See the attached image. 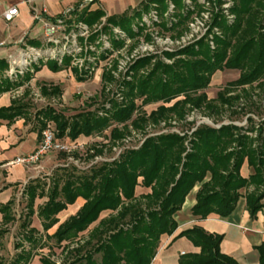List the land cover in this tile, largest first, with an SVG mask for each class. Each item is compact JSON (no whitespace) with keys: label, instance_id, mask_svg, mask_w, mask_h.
Segmentation results:
<instances>
[{"label":"trees","instance_id":"1","mask_svg":"<svg viewBox=\"0 0 264 264\" xmlns=\"http://www.w3.org/2000/svg\"><path fill=\"white\" fill-rule=\"evenodd\" d=\"M170 1L174 8L182 9L184 6L181 0ZM220 1L215 0L214 3L220 5ZM231 1L233 5L229 10L235 15L231 24L225 18L221 20V13H215L212 26H219V33L213 32L211 26L197 42L176 53H167V57L182 55L184 58H177L171 64L158 61L147 72L141 69L148 65L151 56L132 63L129 68L133 79L124 83L126 103L111 116H96L93 110L70 116L55 113L50 108L43 111V118L55 123L56 138L67 135L74 140L80 135L101 134L109 127V142L114 145L116 140L124 137L127 128L112 126L111 122L118 124L131 119L133 112L137 113V108H140L136 105L137 99L143 106L161 103L149 113L141 111L131 120L133 127L139 130L148 121L157 123L171 117L183 119L194 110L215 123V119L224 112L247 114L259 109V100L264 95V0ZM150 2L157 4L160 14L167 9L166 0H147ZM81 11V14L86 12L83 8ZM191 12L188 9L184 13L177 12L173 15L177 17L173 25H160L166 31L184 29ZM134 13L140 20V11ZM104 14L98 10L80 17L78 21L91 26ZM126 18L125 14L111 15L107 23L128 31L131 36L137 35L143 28L138 26L135 31L130 30ZM70 23L65 21L67 26ZM207 35H211L209 41L213 42V48ZM112 42L116 44L115 40ZM47 62L51 69L58 70L56 60ZM62 63L68 64L69 57ZM6 67L5 62L0 61V70ZM73 70L78 72L77 68ZM223 70H237L238 76L226 82L214 98H208L205 90L212 75ZM87 72L81 70L79 74ZM78 79L83 78L79 76ZM8 81V78L0 79V92L10 89ZM42 92L47 94V88L42 87ZM51 93L59 94V89L53 88ZM179 96L181 98L169 104ZM22 109L23 104L13 100L10 106L0 108V118L11 121L22 113ZM251 121L248 116L249 126L227 123L216 127L201 123L189 136L185 133L149 136L139 148L126 150L113 161L91 168L88 173L80 176L67 174L62 183L61 178L53 179L46 191L43 182L33 180L23 190L27 216L23 222L25 233L20 239L29 243V248L25 250L22 242L18 243L16 247L21 251L12 264H28L33 249L39 246L37 231L28 229V218L34 213L36 198L43 196H46V201L38 208L37 215L44 231L58 221L56 215L67 205L73 204L77 198L83 200L74 215L59 224L51 235H46L47 239L58 244L69 241L63 252L73 255V258L67 264H150L161 236L171 235L176 230L175 215L196 185L195 203L191 208L193 216L205 218L215 213L227 217L242 196V190L249 186L253 189L245 192V204L249 214L255 215L263 207L264 199V120L258 123L257 130ZM102 147L91 146L95 154L90 156L100 154ZM245 161L251 170L248 178L240 174ZM139 186L148 192L137 195ZM0 212L4 224L14 220L10 203L0 206ZM103 212L108 214L100 217ZM93 223L96 224L89 229ZM5 231L0 230V236ZM85 231H88L87 239L80 243V235ZM179 237L187 238L194 248L179 257V264H237L223 253L221 235L210 234L195 226L180 231L174 238ZM70 243L76 246L70 248ZM95 253L100 254L98 260L93 256ZM41 264L55 262L43 257ZM259 264H264L263 250L259 252Z\"/></svg>","mask_w":264,"mask_h":264},{"label":"rangeland","instance_id":"2","mask_svg":"<svg viewBox=\"0 0 264 264\" xmlns=\"http://www.w3.org/2000/svg\"><path fill=\"white\" fill-rule=\"evenodd\" d=\"M146 2V8L143 3ZM215 0H196L195 3L191 0H181L182 9L174 8L170 0H166L167 9L164 13H159L157 4L155 2L147 3V0H107V3L102 0H94L83 7H79L75 14H69L70 24H65L59 31L54 33L53 39L56 41L48 40L44 34H39L36 38L31 39L25 37L24 41L17 43L21 49L14 52L13 55L0 58L7 65L6 69L0 70V79L8 78L10 89L16 88L21 83L26 82L27 69L31 64L35 63L33 53L29 51V47L36 50L47 51L51 54L49 60H56L63 62L65 58L69 57V66L77 68L79 73L81 70H88L87 76L84 81L79 82L76 79L69 81L67 71H63L57 75L55 80L49 81L48 78L43 77L35 81L34 89L30 90L27 94L20 97L19 103L24 104L27 108V117L25 122L36 131V129H43L46 126L55 127V124L50 119L43 118L40 124V113L45 109H53L56 113H62L64 116H70L81 111L93 110L96 116L107 114L111 116L120 106L126 103L125 82L133 79L130 73V66L135 61L147 56H151L148 65L141 71H149L156 62L163 64H171L177 58H184L182 55H175L167 57V53H176L183 47L197 42L200 38L204 37L207 30L212 26V18L216 13H221L222 18H225L228 24L234 20V13L230 12L233 5L231 0H221L220 5L214 3ZM85 9L86 12L81 14V10ZM186 9L191 10V14L186 19L184 29L181 27L180 33L178 30L166 31L161 26L162 23L169 27L175 23L177 17H173L177 12L184 13ZM98 10L104 11V15L91 25L85 22L78 21V19L86 14L96 13ZM140 11L141 18L137 20L134 12ZM125 14L129 22L128 28L135 31L138 26L143 28L137 35H129L128 31L121 30L118 26H112L107 23V18L111 15ZM93 16V15H92ZM175 18V19H174ZM161 23V25H160ZM213 27V26H212ZM213 32L219 33L221 31L219 26L212 28ZM211 35H207V39ZM115 40L116 44L112 41ZM32 41V42H31ZM210 46L213 48V42L209 41ZM108 52H105V51ZM55 57H52L54 56ZM6 56V55H5ZM105 57V58H104ZM6 58V59H4ZM104 58V59H103ZM41 61V60H40ZM38 61V63L40 62ZM10 69L12 71H10ZM85 75V74H84ZM238 76L237 70H223L215 72L209 86L205 92L208 98H214L217 91L224 86L228 81L236 79ZM55 84L57 85L62 95H46L38 97L35 92H39V85L42 84ZM24 88V87H23ZM27 90V88H25ZM31 93V94H29ZM29 94V95H28ZM36 94V95H35ZM39 94V93H38ZM176 97L169 104L171 105ZM160 102L150 103L148 105H141V100H136V105L140 108L138 112H133L131 119L124 123H112V126L121 128L126 126L127 133L120 140L114 142V146L108 143L105 132L101 134H94L89 139L83 140L79 144H73L75 147L70 152L63 151H49L47 155H55L57 161L54 166L47 171L40 173V181L44 183L45 190L52 183L53 179L61 178L60 183L66 179V175L80 176L83 173H88L91 168L100 166L103 162H111L118 158L119 154L130 149H137L149 136H157L160 134L176 133L183 135L184 133L189 136L195 126L204 123L210 126H220L221 124L233 123L238 126H249L247 117L252 119V124L257 130L258 123L264 120V95L259 100V109L251 110L247 114H230L224 112L222 115L215 119V123L203 115L202 112L194 110L183 119L168 118L160 120L157 123L146 122L144 127L136 129L133 127L131 120L141 111L149 113L155 109ZM167 104V105H169ZM261 127V126H260ZM264 128V126H262ZM129 132V133H128ZM105 143L109 146L103 148V152L90 156L94 150L91 146L98 148L99 143ZM39 143V142H38ZM186 143V141H185ZM70 145V144H68ZM103 145V144H102ZM72 146V145H71ZM45 154V155H46ZM44 155V156H45ZM43 156V157H44ZM42 157V158H43ZM41 158V159H42ZM13 160V159H12ZM10 164L11 161H10ZM39 164V163H38ZM36 165V164H33ZM22 186L20 187L19 194L15 200V219L7 226L6 233L0 238V264H12L19 253L20 248H16L22 235L25 233L24 227L21 224L25 218L26 210L24 208L26 199L22 194ZM146 191L144 188L137 190ZM46 200L45 197L36 200V207L42 205ZM264 199L262 200V202ZM107 213H102L106 216ZM69 208L61 212L57 218L62 222L69 217ZM30 223L35 227L40 235H44L40 221L34 214L30 219ZM96 223L90 225L91 229ZM3 227L0 226V229ZM50 230L49 232H52ZM88 236V231L81 233L80 243L85 241ZM25 250L28 249V244L22 242ZM42 248L36 249L34 257L28 264H41L39 259L41 257L49 256L56 262V264H67L72 260L73 255L69 256L64 253L59 245L54 243V240L44 241ZM69 245V243H62V245ZM72 244L71 247H75ZM70 247V248H71ZM95 259H99L100 254L93 255Z\"/></svg>","mask_w":264,"mask_h":264},{"label":"crops","instance_id":"3","mask_svg":"<svg viewBox=\"0 0 264 264\" xmlns=\"http://www.w3.org/2000/svg\"><path fill=\"white\" fill-rule=\"evenodd\" d=\"M102 1H105V3H107V0ZM12 5H17L18 7L17 16L10 22H5L0 19V42H4V45L0 46V58L13 55L14 52L19 51L21 49V46L17 45V43H21V41H24L25 43V37L28 36L31 39H34L39 34H43V23L41 21H35L33 19V12L35 10L38 11L42 7H45L47 10V16L45 17V19L52 20L53 18L61 15L65 10L69 8H72V14L79 9V7L77 6V1L75 0H0V12L6 7ZM67 16L68 18L66 20H69V14ZM56 65L58 66V70L51 69L48 65L47 60L40 61L37 64H30V67L27 69L28 79L25 78L26 82L21 83V85H18L16 88L0 92V108L10 106L13 100L19 102L20 97L23 96V94H27L29 90L30 92H32L34 89V85H36L35 81L39 78L43 79L44 77L45 79L46 77L49 79V81H52L55 80L57 78V75L63 71L68 72L67 75H69V81L76 79L77 81L82 82L87 76V73H75L73 68L69 66V63L64 65L63 63L57 61ZM79 76H82L83 79L79 80ZM38 87L40 91L35 92L37 94L35 95L38 97H40V95L46 96L50 94L52 96L55 95L59 97L62 95L60 88L55 84L46 85L43 83ZM42 87L47 88V94L42 92ZM25 88H27V90ZM53 88H58L59 94H52L51 92ZM22 110V113L16 115L11 121L0 118V206L10 203V210L11 214L14 216V219L15 200L19 194L20 187L22 186V189L24 190V187L28 183L32 182L33 180H40V173L47 171L49 168L57 164V161H59L56 159L55 155L46 154L37 165H23L13 163L10 164V161H12V159L14 160L18 156H22L32 152L40 140L39 129H36L35 131L25 122L28 113L27 108L24 106V104ZM42 112L43 111L38 113V115L40 114V124L41 120L43 119ZM53 130L56 133V127H54ZM109 131V127L103 130V132L107 133L106 138L108 143H110L108 138ZM90 137L91 136L80 135L78 138L71 140L67 135H64L63 137H60L58 139L66 144L73 145L79 144L80 142H83V140L89 139ZM98 144V147L103 146L101 148L102 152L103 148L109 146L105 143H102V145L100 144V142ZM240 174L244 178H248V176L251 174V170L248 167L246 161L241 166ZM138 188L143 189L140 186L137 187V195L148 192V189L145 188L144 189L146 191L137 192ZM197 189L198 185H196L186 196L181 209L175 215V220L178 224L176 230L171 235L161 236L156 254L150 264H179V257L185 253L193 251L194 248L187 238L174 237L180 231L190 229L195 226L204 229L210 234L221 235V248L223 253L230 256L233 260H235L237 264H259V252L260 250L264 251V201L263 207L255 215L249 214L246 208L244 194L246 191H251L253 187L249 186L246 190H242V196L237 201L234 210L227 217H220L215 213H210L205 218H198L191 214V208L195 203V194ZM23 190L22 194L26 199V195L23 193ZM43 197L46 198V196ZM37 199L40 198H36V200ZM36 200L33 207V215L36 214L37 218L39 219L44 235L42 237V235L38 233L37 229L31 225L29 219L33 215L30 216L28 218V229L34 228L37 231L36 237L40 239L39 246L34 248L32 251L31 259L34 257L36 249L42 248L45 245L44 241L53 240L47 239L46 235H51L58 227V225L67 219L66 218L62 222H59V219L57 218L58 221L50 229L44 231L41 220L37 215L38 208L44 203L36 207ZM82 203L83 200L81 198H77L73 204L67 205L66 209L62 210L61 212L69 208V213H71V215H69L70 217L77 212ZM24 208L26 210V214L23 222L26 220L27 216L26 203ZM61 212H59L56 217ZM103 213L108 214V212ZM2 216L3 214L0 212V226L3 227L2 229H5L7 231V226L14 220L10 223L4 224L2 222ZM23 222L21 224V227L23 226ZM50 230L53 231L49 232ZM6 231L0 236V238L6 233ZM64 242L69 243V241H62L60 244H58L54 241V243L56 245H59L62 250L63 247L69 246L67 244L62 245V243ZM27 244L29 245V243ZM71 245L72 243H70V247ZM41 258L39 259L40 263ZM49 258L51 259V257Z\"/></svg>","mask_w":264,"mask_h":264},{"label":"built area","instance_id":"4","mask_svg":"<svg viewBox=\"0 0 264 264\" xmlns=\"http://www.w3.org/2000/svg\"><path fill=\"white\" fill-rule=\"evenodd\" d=\"M77 1L78 7H83L88 3H91L94 0H75ZM72 11V8H69L65 10L61 15L53 18L52 20L45 19L47 16V10L45 7H42L38 11L33 12V19L35 21H41L43 23V34L48 40H52L54 33L59 31L60 28L63 26V23L66 19V16L70 14ZM18 14V7L17 5H12L6 7L4 10L0 12V19H2L5 22H10L13 20ZM56 41V40H52ZM4 42H0V46H3ZM29 51L33 53V58L35 60V63H38V61H46L51 58V54H49L47 51H41L36 50L32 47H29ZM52 57H55L52 56ZM31 64L30 62L28 63ZM10 71H12L10 69ZM75 147L74 145H68L62 141H60L55 136L54 130L46 126L41 130L40 133V140L35 149L25 155L18 156L14 160L11 161L13 164H23V165H32V164H38L41 160V158L49 151H63V152H70L72 148Z\"/></svg>","mask_w":264,"mask_h":264},{"label":"water","instance_id":"5","mask_svg":"<svg viewBox=\"0 0 264 264\" xmlns=\"http://www.w3.org/2000/svg\"><path fill=\"white\" fill-rule=\"evenodd\" d=\"M219 127V126H218Z\"/></svg>","mask_w":264,"mask_h":264}]
</instances>
